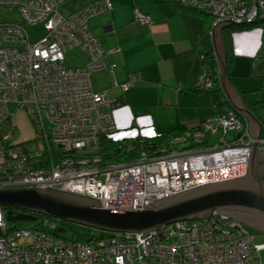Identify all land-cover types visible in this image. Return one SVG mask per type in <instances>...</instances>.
Listing matches in <instances>:
<instances>
[{
    "label": "built area",
    "instance_id": "2783aa9c",
    "mask_svg": "<svg viewBox=\"0 0 264 264\" xmlns=\"http://www.w3.org/2000/svg\"><path fill=\"white\" fill-rule=\"evenodd\" d=\"M173 1L210 14L212 29L264 19V0ZM63 3L0 0V20H7L0 22V190H58L94 199L101 209L130 212L247 174L250 148L256 144L264 150V137L255 140L247 119L231 109L161 141L157 153L140 148L127 161L100 156L99 138L116 132L112 111L121 101L94 91L90 77L106 70L107 57L119 49H103L89 20L110 12L112 0L93 1L69 13L62 12ZM134 13L141 25L151 24L149 15ZM36 26L43 33L31 39L28 29ZM70 50L84 55L83 65H66ZM136 79L131 73L119 83L110 72L111 87L123 93ZM213 84L214 76L205 71L195 81L200 90ZM17 110L34 124L29 140L16 138L11 118ZM217 132L222 137L213 144L206 135ZM134 147L128 144L127 149ZM5 215L0 206V264H262L264 242L257 243L249 227L217 210L148 234L112 232L85 240L53 234L54 220L36 218L32 226L16 228Z\"/></svg>",
    "mask_w": 264,
    "mask_h": 264
},
{
    "label": "crops",
    "instance_id": "0c3cea01",
    "mask_svg": "<svg viewBox=\"0 0 264 264\" xmlns=\"http://www.w3.org/2000/svg\"><path fill=\"white\" fill-rule=\"evenodd\" d=\"M83 2L72 7L63 5L64 13L76 9ZM112 7L110 12L89 20V26L103 49H119L107 57L106 70L92 74L91 83L94 91H106L109 99L125 100L112 111L117 127L114 139L151 138L163 132L194 127L198 123V115L202 116L208 105L203 101L196 102L197 99L189 93L180 102V89L190 88L196 79V74L190 71L174 69L172 61L174 55L190 47L181 15L167 0H112ZM135 10L149 15L151 24L141 25L135 17ZM211 37L212 43L214 40L218 50L226 57L222 27L213 35L211 31ZM229 38L231 79L226 74L230 84L229 98L235 104L246 106L262 121L261 136L264 137V84L261 78L264 69L261 66L264 63V27L236 31ZM111 64L115 67L110 68ZM110 72L119 83L126 81L131 73L137 79L123 93L120 88L111 87ZM221 92L228 109L232 110L228 97L222 89ZM179 103L189 110L188 116L181 115ZM254 103L259 104L255 112L247 106ZM247 121L253 136L255 128Z\"/></svg>",
    "mask_w": 264,
    "mask_h": 264
},
{
    "label": "water",
    "instance_id": "95a60500",
    "mask_svg": "<svg viewBox=\"0 0 264 264\" xmlns=\"http://www.w3.org/2000/svg\"><path fill=\"white\" fill-rule=\"evenodd\" d=\"M218 28L212 29V35ZM213 46L220 88L232 110L254 126L251 136L255 140L263 138L262 121L243 104L230 100L226 60L214 40ZM0 206L7 208L5 217L10 222L35 221L37 215H43L98 231L143 234L155 232L167 223L201 218L217 210L264 234V150L256 144L250 148L247 174L242 178L199 186L137 211L101 209L94 199L50 189L0 190Z\"/></svg>",
    "mask_w": 264,
    "mask_h": 264
},
{
    "label": "trees",
    "instance_id": "16d2710c",
    "mask_svg": "<svg viewBox=\"0 0 264 264\" xmlns=\"http://www.w3.org/2000/svg\"><path fill=\"white\" fill-rule=\"evenodd\" d=\"M83 2L77 8L87 5L90 2L97 1V0H69L67 4H65L66 0H64L63 5L73 6L78 4L79 2ZM156 1V0H155ZM172 3L176 11L181 15L183 18L188 37L190 41V47L184 52H181L177 55L173 56V65L174 69L190 71L191 73L196 74V79L198 75L205 71L207 73H211L214 76V84L212 88L207 90H200L195 87L194 84L190 88L180 89V102L182 103L185 94H192L196 98L197 101H203L208 106L203 110L204 114L198 115V122L204 120L207 117H210L215 114H219L225 112L227 107V101L224 100L223 94L221 92V88L218 83V76H219V69L218 63L215 55V50L212 43L211 37V22L213 20L212 16L204 11L198 10L191 6H184L181 5L173 0H167ZM63 5L61 7L63 11ZM71 7L69 9H71ZM76 8V9H77ZM75 9H72V11ZM71 12V10H70ZM69 13V12H65ZM6 18L0 20V22H6ZM264 27V19L260 21H256L251 24L246 25H225L222 26V35H224V49H225V59H226V71L228 78L231 79V62H230V54H231V41H230V34L236 31H241L245 29H250L253 27ZM81 53V52H80ZM83 55V54H82ZM107 60V59H106ZM262 68H264V63H262ZM264 70V69H263ZM262 70L261 76L263 75L264 71ZM102 72V71H100ZM97 73V72H96ZM262 78V77H261ZM121 101L120 104H123L125 101L123 98H119ZM179 103L180 106V113L182 116H188V109L183 106V104ZM247 106L252 110H258L259 104L254 103L253 105L250 104ZM200 111V110H196ZM187 129L183 130H172L169 132H163L158 134L157 136L151 138H141L135 137L130 140H116L112 136L104 135L99 138L98 144V153L104 159H110L115 161H127L136 158L139 155V149H144L153 153H157L159 149V143L161 141L166 142L167 138L173 136L177 133H181ZM128 144L135 145L132 151L128 150ZM120 146V148H119ZM7 211V208H5ZM6 216V215H5ZM50 219L54 220L57 223L56 229L52 232L53 234L63 237L65 239H77V240H85L88 239L91 234L97 236H104L108 235L110 232L98 231L94 229H90L87 227H83L74 223L61 221L57 219H53L50 217H46L43 215H37V219ZM6 219V217H5Z\"/></svg>",
    "mask_w": 264,
    "mask_h": 264
},
{
    "label": "rangeland",
    "instance_id": "374dc122",
    "mask_svg": "<svg viewBox=\"0 0 264 264\" xmlns=\"http://www.w3.org/2000/svg\"><path fill=\"white\" fill-rule=\"evenodd\" d=\"M43 33V29L41 26H36V27H30L28 29V34L31 39H37L40 37ZM65 60H66V65L68 67H77L82 64V61L84 60V55H82L78 50H70L65 53ZM91 83H92V75H91ZM95 84V79H93V85ZM10 108L14 110L16 106L14 104L10 105ZM13 124L17 128V139L18 141H24V140H29L33 136V131H34V124L31 121V119L28 117L27 113L22 110H17L15 112V115L11 118ZM7 126V125H6ZM6 126H3L1 128V132H4L6 129ZM208 139H211V142L215 144L218 140L221 139L222 134L221 132H217L216 134L210 136L206 135ZM227 138L230 139L231 136L228 134ZM16 139V140H17ZM4 208V207H3ZM37 217V216H36ZM13 224L16 228H21V227H30L33 224V221H12L9 222L8 225ZM251 232L254 234V239L257 243H262L264 242V234L260 233L259 231L249 227ZM91 229V228H90ZM261 256V262L264 264V250L261 251L260 253Z\"/></svg>",
    "mask_w": 264,
    "mask_h": 264
}]
</instances>
